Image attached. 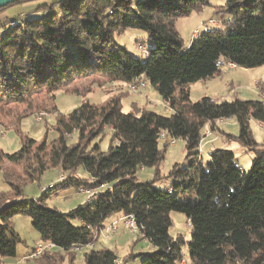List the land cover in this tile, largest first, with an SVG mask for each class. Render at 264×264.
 <instances>
[{
	"label": "trees",
	"instance_id": "trees-1",
	"mask_svg": "<svg viewBox=\"0 0 264 264\" xmlns=\"http://www.w3.org/2000/svg\"><path fill=\"white\" fill-rule=\"evenodd\" d=\"M206 6L210 0H50L38 5L37 14L0 19V127L13 129L20 142L12 153L0 149V177L8 186L0 190V257L16 256L20 238L11 219L26 215L42 244L52 245L33 259L40 264H60L63 257L72 264L80 252L83 264H117L114 250L94 245L107 220L120 213L132 216L138 233L154 247L138 254L140 264H178L185 243L192 264H264V147L250 129L251 120L264 124V90L261 99L202 96L192 102L188 88L219 75L225 62L242 68L264 64V0H223L212 10L223 16L220 26L204 25L184 46L175 21ZM128 29L144 31L152 43L149 49L138 45L142 58L115 39ZM94 75L100 77L97 87L145 79L171 113L161 115L136 102L123 112V91L106 92L99 104L84 98L60 112L55 92L85 94L94 86H68ZM41 110L54 115L53 139H47V122L40 140L20 129L24 118ZM229 117L238 130L225 137L253 154L247 170L230 149L211 150L205 165L197 153L206 123L214 130L216 120ZM105 128L110 140L101 150L98 139ZM161 133L183 140L186 152V165L173 164L168 177L174 182L165 189L154 186L162 178L158 166L168 146L163 140L159 147ZM148 167L154 168L153 178L139 180L138 170ZM50 168H60L65 177L35 199L22 198L23 186ZM82 188L93 193L68 211L45 202L52 193ZM172 211L189 221V241L169 233ZM88 243L89 249L73 250Z\"/></svg>",
	"mask_w": 264,
	"mask_h": 264
},
{
	"label": "rangeland",
	"instance_id": "rangeland-1",
	"mask_svg": "<svg viewBox=\"0 0 264 264\" xmlns=\"http://www.w3.org/2000/svg\"><path fill=\"white\" fill-rule=\"evenodd\" d=\"M212 4H214L212 7L216 6L217 4H221V0H210ZM50 0H28L23 2V4L20 5H13L8 7L6 10L0 11V19H6L7 15L9 19L13 18H19L23 19L26 16L37 14L36 8L38 5H41L43 3H48ZM210 6H206L202 8L200 11L192 12L187 16H182L177 18L175 21V27L178 30L180 37L182 39L184 46H189L191 40L194 38V36L201 34L204 30V19H222V15H214L212 13ZM211 11V12H210ZM41 13V10L38 12ZM10 23L13 25L15 24V21H10ZM197 31L198 33H196ZM196 33L195 35L193 33ZM193 34V36H192ZM115 39L119 44L124 45L128 53L134 57L142 58V53L139 50L138 47L139 44H142L146 49H149L152 46L151 41L147 37V34L139 29H128L124 31L123 33L116 34ZM242 68V67H241ZM239 70H237V73ZM238 74H241L240 81L244 82L245 75L242 74V72H239ZM89 76L87 78H78L68 87H87V86H94L95 83H97L100 79V77ZM230 76L235 80L234 74H230ZM238 78V77H237ZM263 82V90H264V80ZM99 85H102L100 87L94 86L93 89L87 93H80V92H65L63 90H58L55 92V99L54 104L58 108V110L62 113H67L70 109L73 107L79 105L82 100L85 98L91 103L99 104L103 102L107 95L110 93H118V92H124V94L121 97V108L123 112H129L132 111L131 102H136L138 107L144 108L147 110L155 111L161 115H169L171 113V110L169 108H166L163 104V101L158 94V92L154 91L151 86H147L146 88H142L139 91H142L143 89H146V91L150 90L153 92L155 97H151L148 93L147 99L143 95H137V92H133L129 89L127 84L121 85L118 81H115L109 85L108 83H100ZM239 84L234 81V83L231 85L235 87L236 93H233L230 98H239V99H259L261 98L259 94H254L252 90H248L242 87L238 86ZM241 86H244L243 83L240 84ZM231 86H228V89L226 93L228 94V90L231 88ZM231 92H234L232 89ZM159 95V96H158ZM238 95V96H237ZM241 96V98L239 97ZM200 97H193L191 99L192 102L198 100ZM45 111V110H41ZM47 112V111H45ZM36 114V113H35ZM231 118V117H230ZM233 119V117L230 119ZM235 120V119H234ZM45 122H47V139H53L57 136V132L53 128V125L55 123L54 115L48 114L46 116L45 121H36L34 120V115L28 116L24 118L21 121L20 129L23 133L28 135L31 138H34L36 140H40L43 138L45 131H46V125ZM250 129L252 131V134L254 138L261 143L262 147H264V127L260 128L258 124L255 122L250 123ZM110 132L111 130L109 128H105L104 134L98 139V143L101 150H107L110 140ZM204 132V127L202 129V134ZM237 133V132H236ZM235 133V134H236ZM212 134V133H211ZM210 134V135H211ZM234 134V133H232ZM210 135L203 134L204 142L205 139L209 137ZM71 140L76 139V135H72ZM159 147L162 148L163 146V140L159 139ZM223 142H222V141ZM220 145L222 147L219 148H227L234 152L235 154V160L236 163L244 170L249 169L251 164V158L253 154L250 151L245 150L241 145H239L237 142L232 141L228 142L227 140H223V138H219L215 140L214 144L211 143H202L203 153H202V161L201 163L203 165L208 162V156L206 155L209 152V147L213 145ZM20 146L19 137L17 132H15L13 129H4V127H0V149L7 153H12L16 151ZM185 146L184 141L179 140L174 145H168L164 152V158L161 160L158 169L159 174L161 175L160 180H156L154 182V186L165 189L168 186L172 185L174 182V179L171 177H168V173L173 166L174 163L179 164L180 167L186 165L185 160ZM82 174L81 168L78 170ZM62 173V170L60 168H50L46 170L38 179V181L34 182H28L23 186L22 190V198L24 199H35L38 196H40L41 192L44 188H46L50 183H57L58 176ZM154 176V168L148 167L141 170H138L137 177L139 180H149L152 179ZM65 177V176H64ZM8 186L3 182V180L0 177V190H7ZM85 198V195L82 196V194L75 192L73 189H66L62 191H58L56 193H52L47 200L45 201L48 207H53L59 211L65 212L70 210L71 208L75 207L79 203H81V200ZM119 213L114 214L112 217H117ZM111 217V218H112ZM171 219H172V225L169 229V233L172 236H175L177 234H180L185 241H189L190 239V226L187 224V218L183 213L180 212H171ZM74 224H78L77 220L73 221ZM11 225L13 226L14 230L18 233V236L20 238V242L16 245V256H9V257H0V264L8 263V262H17V264H40L36 260H26L22 259V256L24 253L29 250L30 251L35 247L36 243H42L40 241V238L35 230L31 227L30 219L26 215H16L11 219ZM123 225V224H122ZM36 242V243H35ZM111 248L114 250L121 261H123V264H140L141 257L138 256L139 253H149L152 252L154 247L152 244H150L147 240L141 237V235L138 232L130 233L124 225L119 228V230L113 234L110 235L109 238H102L101 236L97 240V242L94 245L95 249H99L103 246ZM52 251H59L61 255L65 254V251L58 247H54L51 249ZM81 253V252H80ZM80 253H77L76 255V264H83L82 256ZM182 253V259L183 262L180 261L178 264H192L188 255V247L187 243H185L181 250ZM63 262L67 263V258L63 257ZM60 264H64V263ZM65 263V264H66Z\"/></svg>",
	"mask_w": 264,
	"mask_h": 264
},
{
	"label": "crops",
	"instance_id": "crops-1",
	"mask_svg": "<svg viewBox=\"0 0 264 264\" xmlns=\"http://www.w3.org/2000/svg\"><path fill=\"white\" fill-rule=\"evenodd\" d=\"M210 3H211V1H210ZM222 3H223V0H221V4ZM213 5L214 4L211 3V6H213ZM217 5H219V4H217ZM211 10H212V7H211ZM207 20L208 19H204L203 20V22L205 21L204 25L207 22ZM214 20H216V21L219 20L220 21L221 19H214ZM193 34L195 35V33H193ZM193 34H192V36H193ZM196 36H194V37H196ZM237 70H239V72H242V74L245 75L244 82L240 81V78H241L240 75L241 74H238L239 72L237 73ZM230 74H234L235 80L230 76ZM263 80H264V64L261 65V66L254 67V68H241V67H238L236 65H234V66L229 65V64H227V62H225V63H222V65H221V72H220L219 75L213 76V77H210V78H206V79H203V80H198V81H196L194 83L189 84L188 85L189 97H190V100L193 99V97H202V96H208L211 99L216 100V101L231 100L232 98H230V96L233 93H236L235 87L231 86L234 83V81H235L236 83L239 84L238 85L239 87H242V88H245V89H248V90H252V92L254 94H259L260 97L262 98L261 88L263 89V86H262L263 85V82H262ZM119 83L121 85H124V86L127 84V83H123V82H119ZM241 83H243L244 86H241L240 85ZM147 86H150L149 83L144 88H146ZM228 86H231V88L228 90V94H227L226 91L228 89ZM232 89L234 90V92H231ZM153 90L156 92V90L154 88H153ZM148 93L150 94L151 97H155V95H154L155 93L153 94V92H151L150 90L146 91V89H143L142 91H139L137 93V95L138 96L139 95H143L147 99ZM239 97L241 98V96H239ZM261 98H259V99H261ZM242 100H246V99H242ZM163 104L165 105L164 102H163ZM252 121L255 122L256 124H258V126L260 128L264 127V124H262V123L260 124L256 120H251V122ZM237 130H238V126H237V123L234 120V118L231 119L230 121L227 118L216 120L215 121V125H214V130H212V134L205 139L206 141L204 143H206V144L207 143L214 144L215 140H217L219 138H223V140L226 141L227 138L225 137V135L227 133H234L235 134L237 132ZM227 141L229 142L230 140H227ZM230 142H232V141H230ZM219 147H222L221 144L220 145L215 144V145L209 147L210 150L206 154L208 156V160H209L210 151L215 149V148H219ZM60 175H63V173H61ZM60 175L58 176V179H59ZM49 184H50V182H49ZM75 192L82 194V196L85 195V198L83 200H81V202L85 201L89 197L86 193L82 192L81 190H77ZM122 216L123 215L119 213V215L117 217H114V218L110 217L107 220L106 223L110 222L111 220L118 219V222H119L118 224H119V228H120V227L123 226L122 225V221L120 219ZM119 228H118V230H119ZM102 238H109L110 239V236L102 237ZM104 245L105 244H103V246ZM30 249L27 250L24 253V255L29 253ZM24 255L22 256V259H23ZM63 263L65 264L66 262H63ZM4 264H6V263H4ZM7 264H17V262H12L11 261V262H8ZM66 264H70V263L67 261ZM72 264H76V259L74 260V262Z\"/></svg>",
	"mask_w": 264,
	"mask_h": 264
},
{
	"label": "built area",
	"instance_id": "built-area-1",
	"mask_svg": "<svg viewBox=\"0 0 264 264\" xmlns=\"http://www.w3.org/2000/svg\"><path fill=\"white\" fill-rule=\"evenodd\" d=\"M209 25L215 26V27H219L220 26V21L219 20L216 21L214 19H208L207 22L205 23V27L209 26ZM195 32L198 33L197 31H195ZM227 64L232 65V66L235 65L234 63H231V62H227ZM147 84H148V82L145 79L135 78V79H133V81L128 82L127 86L129 87V89L131 91L137 92L140 89L144 88ZM165 107L168 108L167 106H165ZM44 115H48L47 112L38 111L36 114H34V120L42 121ZM211 133H212V129H211L210 125H209V123H206V125L204 127L203 134L210 135ZM204 137L205 136L202 135V138H201V140L199 142V145L197 147V153L199 154V157H201L202 153H203L202 143H204ZM160 139L165 140L168 145H174L179 140H181L180 138L171 137V136H169L166 133H161L160 134ZM63 178H64V175H60L59 179H63ZM48 186H51V183ZM80 190L82 192L86 193L88 196H90L93 193V191L90 190V189H83L82 188ZM120 219H121L122 224L124 225V227L130 233L138 232V227H137L136 222H135V220H134V218L132 216H122ZM118 223H119L118 219L111 220L110 222L106 223L105 226L103 227V229L100 231V236L101 237H108V236L114 234L119 228V224ZM187 224L189 225V221H187ZM91 246H92V244L88 243V244L76 246V247L73 248V250L79 251L82 248L89 249ZM51 247H52L51 244L36 243L35 247L29 253H27L25 255V259H35L38 256H40L41 253L46 248H51ZM120 262H121L120 259L116 260L117 264H120ZM180 262L182 263L183 259H181Z\"/></svg>",
	"mask_w": 264,
	"mask_h": 264
},
{
	"label": "water",
	"instance_id": "water-1",
	"mask_svg": "<svg viewBox=\"0 0 264 264\" xmlns=\"http://www.w3.org/2000/svg\"><path fill=\"white\" fill-rule=\"evenodd\" d=\"M19 0H0V8Z\"/></svg>",
	"mask_w": 264,
	"mask_h": 264
}]
</instances>
